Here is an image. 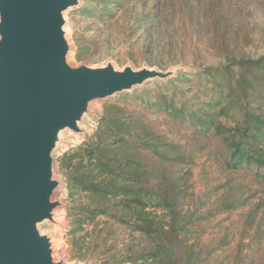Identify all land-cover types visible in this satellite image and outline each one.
<instances>
[{
	"label": "rangeland",
	"instance_id": "1",
	"mask_svg": "<svg viewBox=\"0 0 264 264\" xmlns=\"http://www.w3.org/2000/svg\"><path fill=\"white\" fill-rule=\"evenodd\" d=\"M123 3L124 8L113 10L110 19L99 20L77 13L83 5L97 8L99 4L94 0H82L78 8L65 14L71 48L69 61L73 66L95 67L112 62L117 69L131 66L159 70L157 66L166 65L168 68L160 71L179 67L180 74L195 73L197 69L224 65L235 59L264 56V4L260 0H125ZM108 100L93 103L92 115L81 125L86 136L65 134L64 145L54 154L56 175L64 183L55 198L66 205L56 211L61 227L54 228V248L56 257H64L65 264H116L113 260L125 253L153 250L163 242L153 234L145 237L130 233L128 228L102 216L92 223H82L81 230L70 235L78 225L73 224L76 216L68 211L73 204L59 161L67 152L89 142L98 130ZM117 104L121 115H130L179 146L198 141L189 129L174 125L162 114L156 116L136 108L134 101ZM128 141L127 146L120 147L122 156L137 161L146 171L147 186L173 204L171 216L157 211L163 217L161 220L175 219L185 231L178 235L181 244L174 246L173 258L193 253L197 261L194 264H264V208L252 210L261 203L264 194L257 192L259 186L250 173L244 169L231 175L223 160L216 163L198 152L201 143L219 149L208 140H200L193 149L184 148L175 155L185 162L158 158L136 145L137 140L128 138ZM243 185L249 188L247 193ZM236 197L242 202L235 204L234 210H224V205ZM76 199H79L77 205L90 208L102 204L85 194ZM42 229L47 231V225Z\"/></svg>",
	"mask_w": 264,
	"mask_h": 264
},
{
	"label": "trees",
	"instance_id": "2",
	"mask_svg": "<svg viewBox=\"0 0 264 264\" xmlns=\"http://www.w3.org/2000/svg\"><path fill=\"white\" fill-rule=\"evenodd\" d=\"M124 1L94 0L99 4L97 8L83 5L77 13L99 20L110 19L113 10L124 8ZM260 1L264 4V0ZM148 66L154 67L151 63ZM157 67L159 70L168 68L166 65ZM132 101L138 109L156 116L162 114L174 125L189 129L198 141L216 143L219 149L201 143L196 150L216 163L223 160L224 168L231 175L245 169L258 184L257 192L264 194V56L235 59L224 65L197 69L195 73L183 72L167 80L148 81L132 92L108 100L98 130L89 142L67 152L59 161V170L67 180L73 204L68 211L76 216L73 224L78 225L70 235H76L82 223H92L102 216L128 228L130 233L145 237L153 234L163 239L153 250L121 255L113 260L116 264H178L180 261L194 264L197 261L193 253L171 256L174 246L181 244L178 235L185 231L175 219L161 220L163 217L157 211L171 216L173 204L147 186L146 171L134 159L122 156L120 147L127 146L131 138L158 158L185 162L175 155L184 148H192L198 141L179 146L130 115H121L117 103L128 105ZM242 189L246 193L249 190L247 185ZM81 194L98 199L102 204L93 208L77 205L76 197ZM263 197L252 210L264 208ZM241 202L240 197H236L223 209L234 210L235 204Z\"/></svg>",
	"mask_w": 264,
	"mask_h": 264
},
{
	"label": "water",
	"instance_id": "3",
	"mask_svg": "<svg viewBox=\"0 0 264 264\" xmlns=\"http://www.w3.org/2000/svg\"><path fill=\"white\" fill-rule=\"evenodd\" d=\"M81 1L0 0V264H65L54 248L64 135L86 136L94 102L181 71L73 66L65 14Z\"/></svg>",
	"mask_w": 264,
	"mask_h": 264
}]
</instances>
